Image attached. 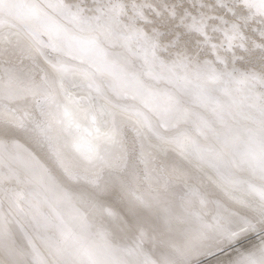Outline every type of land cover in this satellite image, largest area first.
<instances>
[{"label":"bare ground","instance_id":"6f19581e","mask_svg":"<svg viewBox=\"0 0 264 264\" xmlns=\"http://www.w3.org/2000/svg\"><path fill=\"white\" fill-rule=\"evenodd\" d=\"M0 264H264V7L0 0Z\"/></svg>","mask_w":264,"mask_h":264},{"label":"snow or ice","instance_id":"6c2138e0","mask_svg":"<svg viewBox=\"0 0 264 264\" xmlns=\"http://www.w3.org/2000/svg\"><path fill=\"white\" fill-rule=\"evenodd\" d=\"M252 5L264 7V0H252ZM182 10L183 9L181 8V11ZM237 11H241V9H237ZM212 12H213V15L211 16V19L213 21L217 20L219 17L227 16V13L224 11V6H222V5L213 4L212 5ZM167 28L173 32H180L181 33V35H180L181 43L186 48H188L189 50L197 51L202 47V44H203L202 38H200V37L192 38L190 36H186L183 34L182 30L180 28L176 27L175 25H168ZM213 31H215V29ZM229 39H235V37H229ZM209 46L215 48L216 44L213 43ZM239 47H240L241 51L244 50L243 45H240ZM235 58L236 57L234 56L233 59H235Z\"/></svg>","mask_w":264,"mask_h":264},{"label":"rangeland","instance_id":"374dc122","mask_svg":"<svg viewBox=\"0 0 264 264\" xmlns=\"http://www.w3.org/2000/svg\"><path fill=\"white\" fill-rule=\"evenodd\" d=\"M2 147V150L5 152V153H9L11 151V149L9 147H7L6 145L2 144L1 145ZM56 185L60 186V187H63L61 185H59L56 181H54ZM65 188V187H63ZM4 206V205H3ZM6 208V206H4ZM3 208V215H4V218L5 219H8L9 217H11V212L7 209ZM9 211V212H8ZM14 213V212H13Z\"/></svg>","mask_w":264,"mask_h":264}]
</instances>
